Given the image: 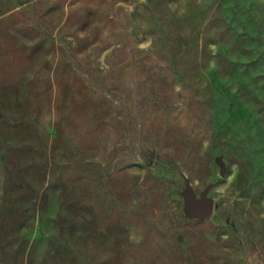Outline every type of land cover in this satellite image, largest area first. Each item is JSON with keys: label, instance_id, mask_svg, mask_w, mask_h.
Masks as SVG:
<instances>
[{"label": "rangeland", "instance_id": "374dc122", "mask_svg": "<svg viewBox=\"0 0 264 264\" xmlns=\"http://www.w3.org/2000/svg\"><path fill=\"white\" fill-rule=\"evenodd\" d=\"M0 264H264V0H0Z\"/></svg>", "mask_w": 264, "mask_h": 264}, {"label": "water", "instance_id": "95a60500", "mask_svg": "<svg viewBox=\"0 0 264 264\" xmlns=\"http://www.w3.org/2000/svg\"><path fill=\"white\" fill-rule=\"evenodd\" d=\"M220 172H224V166L222 163H220ZM192 207L194 213L199 217V216H204L208 215L213 207V201L210 197L200 195L198 199L192 198Z\"/></svg>", "mask_w": 264, "mask_h": 264}, {"label": "crops", "instance_id": "0c3cea01", "mask_svg": "<svg viewBox=\"0 0 264 264\" xmlns=\"http://www.w3.org/2000/svg\"><path fill=\"white\" fill-rule=\"evenodd\" d=\"M245 111H246V108H245ZM245 111H244V112H245ZM244 112H243V114H244Z\"/></svg>", "mask_w": 264, "mask_h": 264}]
</instances>
